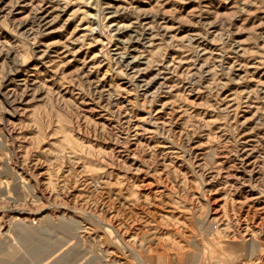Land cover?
I'll return each mask as SVG.
<instances>
[{
  "label": "rangeland",
  "instance_id": "1",
  "mask_svg": "<svg viewBox=\"0 0 264 264\" xmlns=\"http://www.w3.org/2000/svg\"><path fill=\"white\" fill-rule=\"evenodd\" d=\"M0 264H264V0H0Z\"/></svg>",
  "mask_w": 264,
  "mask_h": 264
}]
</instances>
